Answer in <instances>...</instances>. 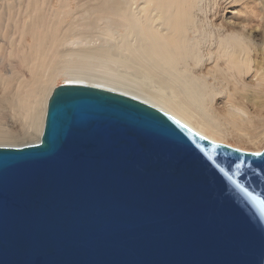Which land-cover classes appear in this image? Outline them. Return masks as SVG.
I'll return each mask as SVG.
<instances>
[{
  "label": "water",
  "instance_id": "1",
  "mask_svg": "<svg viewBox=\"0 0 264 264\" xmlns=\"http://www.w3.org/2000/svg\"><path fill=\"white\" fill-rule=\"evenodd\" d=\"M0 264H264V148L61 84L40 141L0 146Z\"/></svg>",
  "mask_w": 264,
  "mask_h": 264
},
{
  "label": "bare ground",
  "instance_id": "2",
  "mask_svg": "<svg viewBox=\"0 0 264 264\" xmlns=\"http://www.w3.org/2000/svg\"><path fill=\"white\" fill-rule=\"evenodd\" d=\"M43 2L26 0L23 4V0H16L10 5L18 12L9 14V19L23 20L18 23L22 35H35L38 28L44 33L34 39L32 61L26 64L30 76H18L14 91L0 95V142L16 140L31 132L40 141L50 86L60 73L69 78L73 76L69 83L104 87L146 101L215 142L248 151L226 139L233 138L241 143L264 140V128L252 133L251 124L242 128L239 123L231 129L230 123L225 126L211 110L213 100L221 94L218 84H225L227 102L233 108L231 115L242 122H251L245 109L233 97L235 92L227 88L232 84V90L236 91L242 76L247 74L259 83L264 82V61L256 60L257 50L264 53V38L261 41L255 38L260 33L264 35L263 23L256 22L250 27L242 24L240 30L220 38L217 52L208 51V59L214 62L215 68L205 72L202 67L197 69L205 60L204 47L198 38L189 36L193 25L191 0H77L76 10L82 8L84 12L77 17L76 11L70 9L68 13L75 17V22L61 34L55 28L59 20L54 15L58 16L59 10H47ZM3 16L0 11V18ZM261 18L264 20V16ZM113 66L120 68L119 71L124 69L126 75L130 73L126 76L124 72L125 78L134 76V79L129 77L134 86L126 84L128 79L122 83L124 79L120 73L117 76L122 77L121 82L113 80L114 76L106 77L108 72H114ZM96 71L107 73L103 74L105 79L102 78L105 82L94 78L102 75ZM0 80L10 86L12 77ZM10 119L21 120L24 132L7 129L5 125ZM259 151L258 148L254 152Z\"/></svg>",
  "mask_w": 264,
  "mask_h": 264
},
{
  "label": "rangeland",
  "instance_id": "3",
  "mask_svg": "<svg viewBox=\"0 0 264 264\" xmlns=\"http://www.w3.org/2000/svg\"><path fill=\"white\" fill-rule=\"evenodd\" d=\"M41 1L43 2L44 0ZM76 2L77 0H48L47 2H45L46 5H44L46 6L47 10L52 8H54L55 10H59L58 16L53 14L55 18L59 20V22L55 25V28L59 34L68 29V27L75 22V17L71 16L68 13L70 9H72V11H76L74 15H77V17L83 14L82 11L84 12V10L82 8L76 10ZM14 3H16V0H0V11L5 15L3 16V18H0V79L12 77L10 84H8L10 86H5V84L1 82L2 80H0V95H4L5 92H9L10 90L14 91L12 88H16L18 76L23 75L25 78H28L30 76V72L28 71L29 66H27L26 64L27 62H29L28 65H30L32 61L33 56L31 49L34 43V39L35 36L41 37L44 33L41 28H38L36 32H34L35 35H33L32 33H26L22 35L18 28V23H22L23 20L9 19V14L13 13V11L18 12V9L12 8L10 6ZM24 3L26 4V0H23V4ZM189 5L192 12L191 17L193 24L191 26L189 36L191 38H198L204 47L205 60L197 67V69L202 67L205 72H207L211 68H215L214 62L208 59V51L212 50L213 52H217L220 38L228 35L233 31L240 30L242 24H247L248 27L254 25V23L256 22H261L260 25H262V23L264 24V20H262L261 18L264 16V0H191ZM63 10H66V12L64 13ZM47 13L50 12L47 11ZM255 38L257 39V41H261L263 40L264 35L260 33ZM111 40L110 42L113 43V39ZM256 60L261 63L264 61V53L260 51V49L257 50ZM113 67L115 68L114 72L110 71L108 72V74L104 73L103 71L102 73H100V71H96V74L102 75L96 76L94 78L101 79L99 80V82H105V80L102 81L103 79H105L103 78V74H107L105 75L106 77L110 78L111 76H114L113 80L118 81L122 77H120V75L117 76V73H120L122 76L125 72L124 75H126V71H124L122 67L121 68L123 69V72L119 71L120 68H118L117 66ZM115 70H117L118 72H115ZM222 72H225V70H223ZM128 74L130 73H127V75ZM124 75V81L121 79L122 83L128 79V83H125L132 85L133 81L131 79L134 76L129 75V77H131L129 81V77L125 78ZM115 76H117V79L115 78ZM72 77L73 76H70L69 78L68 75L60 73L54 79L53 84L50 86V96L55 87L64 83H69V81L73 79ZM86 78L87 80L94 79L90 77ZM85 79L84 82L86 81ZM242 79L243 82L241 81L240 83H238L236 91L232 90V84L229 85L227 89L235 92L233 97L235 98L236 102L245 109V111L247 112V119L251 122H242L238 118H235L233 117V115H231L233 108L227 102V92L224 90L227 86L224 84L225 81L223 80L221 81L223 82L224 86L218 84V88H220L221 94L216 96V98L213 100L211 110L225 126H227V123H230L229 125L232 126L231 129L235 128V125L238 126L239 123L241 124L242 128H246L245 126L251 124L252 127L250 132H261L264 128V82H257V80L255 78H251L249 74L243 75ZM135 86H137V84H135ZM150 86L152 85H148V87ZM13 120H9V125H5L6 128L9 127L7 129L10 130L12 128L11 130H13L14 132L23 133L25 125L23 126L21 120ZM246 130L249 131L248 129ZM30 134H25V136L22 135L21 137L16 138V140L15 138L10 140H3L0 142V146H24L29 145L30 143L33 144L34 141V143H36V140L37 142L39 141L34 137L33 134H31V136ZM226 142L234 145L239 144V146H241L242 148H247L248 151L253 152L258 150V148L260 150L264 148V140L262 142L256 143H241L233 138H228L226 139Z\"/></svg>",
  "mask_w": 264,
  "mask_h": 264
}]
</instances>
